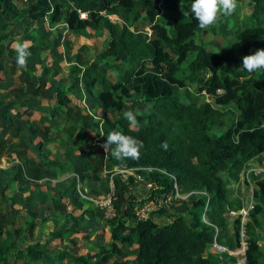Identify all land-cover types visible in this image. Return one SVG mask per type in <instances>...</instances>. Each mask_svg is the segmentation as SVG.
<instances>
[{
  "label": "trees",
  "instance_id": "1",
  "mask_svg": "<svg viewBox=\"0 0 264 264\" xmlns=\"http://www.w3.org/2000/svg\"><path fill=\"white\" fill-rule=\"evenodd\" d=\"M15 1L0 0L3 20L0 72L9 57L13 66L18 67L17 53L13 49L8 53L5 41L17 40L9 30L22 21L35 31L37 27L41 42L49 37L46 22L51 28L66 25L68 52L71 34L87 35L89 29L109 32L111 39L97 58L84 67L74 66L73 72L76 81L92 93L101 109L121 111L128 100H135V107L130 111L136 114L137 128H130L123 115L104 118L98 122V129L91 128L101 143L114 130L142 141L140 156L136 160L118 161L111 156L114 145L107 154L98 155L85 146L93 139L89 134L79 146L72 144L67 148V155L71 162L80 158V154H74L76 150L85 156H94L95 164L90 163L86 168L99 174L109 171V176L116 166L136 168L143 181L151 182L153 188L141 199L135 191L126 190L120 176L113 178L114 215L107 217L106 208L100 206L105 213L103 221L109 227L110 240L100 245L93 256L79 255L69 249L52 252L50 244L57 239L76 243L72 238L76 233L73 228H54L45 240L17 246L16 239L8 232V217L2 207L8 196L3 190L0 264H237L238 256L228 251L241 247L243 227L247 236L246 264H264L260 242L264 173L252 177L255 205L246 222L243 224L241 215L233 220L230 216V212L244 209L234 186L241 183L242 174L252 162L259 157L261 161L264 154V75L242 70L234 50L210 48L197 40L198 34L204 37L212 32L222 38L231 37L245 55L264 48V0H249L252 10L248 14L241 12L242 0H237L234 15L227 17L231 26L217 23L208 29H200L191 15L183 16L182 10H188L192 0H25V7ZM82 14L85 17L82 18ZM114 15L118 20L111 18ZM62 39L60 36L59 42ZM35 48L31 46L29 51ZM86 49V46L82 48ZM103 63L115 66L114 74L101 67ZM57 75L59 70L54 72V76ZM37 82V86H28L29 91L21 86L13 98L0 100V118L8 121L5 126L0 125V129H6L9 134L0 138V164L13 139L23 137L24 127L30 121L29 118L24 120V116H32L39 105L30 97L41 96L47 84L42 78ZM2 84L0 75V86ZM75 85L55 86L51 96L55 113H70L69 95ZM194 85L196 90H192ZM207 95L212 101L205 99ZM46 121L47 116L43 115L36 123ZM45 129L43 146L52 142L48 137L51 128ZM165 141L167 150L161 147ZM69 164L59 162L60 168ZM15 166L23 168L34 182L47 176L46 164L41 159L19 162ZM12 169L15 168L0 167V174ZM85 177L82 174L78 180ZM134 183L135 179L131 178L130 184ZM176 183L182 192L192 189L197 193L186 212L175 213L166 223L155 220V216L143 220L137 217V206L171 192ZM60 200H54L56 210L76 222L96 212L93 207L85 208V205H93V200L84 194H77L73 203L75 209L83 211L79 215ZM166 212L169 211L161 209L157 214L166 215ZM30 226H36L35 220ZM15 232L19 236L24 228H16ZM215 243L228 251L213 253L210 249Z\"/></svg>",
  "mask_w": 264,
  "mask_h": 264
},
{
  "label": "rangeland",
  "instance_id": "2",
  "mask_svg": "<svg viewBox=\"0 0 264 264\" xmlns=\"http://www.w3.org/2000/svg\"><path fill=\"white\" fill-rule=\"evenodd\" d=\"M15 2L20 7L27 5L25 0H16ZM239 4L243 14L251 12L252 6L249 4V0H242ZM111 18L118 20L116 15L111 16ZM1 23H3V20L0 18ZM218 23L228 28L231 26L227 22V17H222ZM46 29L49 32V37L41 42V33L37 31V27L35 31L33 27L28 28L27 23L22 21L18 27L9 30L11 36L16 37L17 40L10 43L9 39L5 41L6 46L9 47L8 53L10 49L14 50L15 44L18 42L27 41L30 47L36 46V48L31 51V55L27 58L26 67L23 69L13 66L12 57H9L0 72L3 79V84L0 86V100H10L16 95V89L21 86L26 91H29L28 86L33 87L39 84L37 82L38 78L44 79L47 86L42 91L41 96H29L32 102L39 105L35 108V113L32 116H24V120L29 118L30 121L24 127L23 137L17 140L13 139L8 150L4 153L0 167H13L15 169L0 174V197L3 190L8 196L2 207H4L3 209L8 217V232L12 238L16 239L17 246L23 245L22 247H25L36 241L45 240L49 232L54 228H73L76 233L72 238L76 240V243H72L71 240L63 241L57 239L50 244L52 252L69 249L79 255L90 254L93 256L100 245H105L110 240L109 227L103 221L105 213L101 207H103L102 204L104 202L108 201L113 191L111 176H109V171L99 174L88 170L86 167L90 163L95 164L94 156H85L82 151H74V154H80V158L76 162H71L67 155V148L72 144L79 146L85 140V136L89 134L93 139L86 143L85 146H89L87 148L98 155L107 154L108 152H105L103 147L92 146L93 141L99 137L91 127L94 126L98 129V122L104 118L122 116L125 111H130L135 107V100H128L125 108L121 111L101 109L96 105V99L92 93L84 88L82 83L76 81L75 73L73 72L74 66L84 67L86 63H91L95 60L97 54L103 50L106 42L111 39L109 32L89 29L87 35L71 34L68 37L70 42V52H68L65 43V37L68 35L67 27L64 24H60L51 28L46 22ZM146 30L151 33L148 28ZM60 36L63 38L61 42H59ZM222 37L219 35L215 36L211 32L204 37L202 34H198L197 40L200 43L201 41L205 42L210 48L234 50L236 52L235 57L242 64V57L245 54L241 51V48L234 41H231V37ZM84 46L89 48L88 51L82 50ZM101 67L105 68L110 74H114V70H116L115 66L108 63H103ZM47 70L51 71L48 72ZM56 70H59V75L54 76ZM22 74H25V76H22ZM72 84L76 85L69 95L71 98L70 113L66 115H63V112L55 113L52 109L54 101L51 97L54 94L55 86L66 87ZM192 90H196L195 85L192 86ZM205 99L212 101V97L209 95ZM137 107L138 110L141 109V105ZM43 114H46L49 120L41 124L36 123ZM6 124H8V121L1 117L0 125L5 126ZM47 126L51 128L48 132V137L52 142L43 146L46 134L45 127ZM3 137H9L7 130L4 128L0 129V138ZM263 157L264 154L261 156V161L258 160L260 157L253 161V164L242 174L241 183L234 186L235 195L240 196L244 204V209L239 212L240 214L244 215L251 209L252 204L255 205L252 181L258 173L264 171ZM36 159L44 160L47 168L46 178L39 182L32 181L26 176L23 168H16L15 166L16 163ZM59 162L63 164H69L70 162V164L66 168H60ZM82 174L86 177L84 180H78ZM14 178V182L8 186V182ZM141 183L135 181L134 184H125L124 186L127 191L133 190L139 196L135 188H138ZM80 188L81 190L83 188V190L81 191ZM77 194H84L92 199L93 205H85V208L91 209L93 207L96 211L92 216L82 218L79 222L68 218L65 214L56 210L54 206V200L61 198L60 201L65 204L68 203L69 209L74 210L76 215L81 214L82 210H77L73 207ZM185 194L187 196L183 199L184 203H182V200H178L167 211L186 212L193 203V198L197 193L189 189ZM232 213L234 215L231 214L230 216L233 217L231 218L233 220L238 213L236 215L235 212ZM262 218L263 225L260 230V242L264 250V214ZM32 220H35V227L30 226ZM22 227L24 228V233L17 236L15 229ZM87 235H90V237H86ZM243 238L245 239L247 236L244 235ZM241 248L236 250L238 251ZM210 250L213 253H218L214 247ZM130 259L132 260L133 258Z\"/></svg>",
  "mask_w": 264,
  "mask_h": 264
},
{
  "label": "clouds",
  "instance_id": "3",
  "mask_svg": "<svg viewBox=\"0 0 264 264\" xmlns=\"http://www.w3.org/2000/svg\"><path fill=\"white\" fill-rule=\"evenodd\" d=\"M236 8L237 0H192L190 8L188 10H182V14L184 17L191 15L197 21L200 29H208L220 22L222 17H228L234 14ZM83 17L85 16H82V18ZM29 47L30 44L27 41L15 44L14 50L17 53L16 64L18 68L23 69L26 67L27 58L31 55ZM240 68L249 74L259 73L264 75V48L257 49L254 53L243 56ZM123 118L129 122L130 128L138 127V120L134 112L125 111L123 113ZM100 135L103 136L104 134L101 133ZM113 145L111 156L118 161L124 159H138L140 156V148L143 147L142 141H138L132 136L115 130L107 134L106 141L101 146L104 148L105 152H108L110 146ZM161 147L167 150V142H163ZM262 173H264V171L258 173L257 176ZM249 211L247 212V216ZM237 215L243 216V214L239 212Z\"/></svg>",
  "mask_w": 264,
  "mask_h": 264
},
{
  "label": "built area",
  "instance_id": "4",
  "mask_svg": "<svg viewBox=\"0 0 264 264\" xmlns=\"http://www.w3.org/2000/svg\"><path fill=\"white\" fill-rule=\"evenodd\" d=\"M82 16H85V14H82ZM97 138V137H96ZM95 138V139H96ZM94 139V140H95ZM98 140V141H97ZM97 140L93 141L92 145L94 147L96 146H100L103 143H101V141H99V138H97ZM115 176H120L121 180L123 183L125 184H130V179L133 178L135 179V181H139L142 182L146 185V188L150 191L153 188V184L151 182H145L143 181L144 178L143 176L137 172L136 168H129L125 165L123 166H116L113 170V172L111 173V182L113 185V191L111 193V195L108 198V201L104 202L102 205L103 207L106 208V216L107 217H111L114 215L115 211L113 209L112 206V197L114 194V184H113V178ZM185 196H187L185 194V192H182V190L180 189V186L176 183L174 186V189L169 192V193H164L163 195H158L155 196L153 199L146 201L145 203L137 206L136 208V215L140 220L143 219H147L150 216H154L155 214H157L161 209L164 210H169L171 209V207L178 201V200H183L185 199ZM251 208H253V205L251 206ZM234 212V211H232ZM230 213V215H234L233 213ZM238 212H235V215ZM243 224L246 222V218H247V213H245L243 216ZM242 248L239 249L238 251H228L227 248L225 246H222L218 243L214 244V251L218 252V253H222V252H226L228 251L230 254L232 255H236L238 256V261L237 264H246V250H247V244H246V238L244 239V235H245V228L243 227L242 232Z\"/></svg>",
  "mask_w": 264,
  "mask_h": 264
},
{
  "label": "crops",
  "instance_id": "5",
  "mask_svg": "<svg viewBox=\"0 0 264 264\" xmlns=\"http://www.w3.org/2000/svg\"><path fill=\"white\" fill-rule=\"evenodd\" d=\"M45 30H47L46 29V23H45ZM78 34V33H77ZM89 49V48H88ZM88 49H86L85 51H88ZM41 104H42V102H41ZM43 105V104H42ZM43 115H46V114H43ZM42 115V116H43ZM64 115V114H63ZM66 115V114H65ZM47 116V115H46ZM41 117V116H40ZM49 120V117L47 116V121ZM61 120V119H60ZM46 121V122H47ZM134 188H135V186H134ZM133 188V189H134ZM136 189V191H137V193L139 194V197L142 199V198H144L145 196H146V194H147V192L149 191L147 188H146V186L144 185V183H141L139 186H138V188L136 187L135 188ZM185 193H186V191H185ZM184 201V200H183ZM182 201V202H183ZM67 205H68V203H67ZM188 205V204H187ZM70 207V206H69ZM68 207V208H69ZM174 210V209H173ZM177 214V213H180V212H178L177 210H175V211H172V210H170L169 212H166V215H162V214H155L154 216H155V220H157V221H159L160 223H166V222H168L169 220H170V218L174 215V214ZM130 258H133V257H130Z\"/></svg>",
  "mask_w": 264,
  "mask_h": 264
}]
</instances>
